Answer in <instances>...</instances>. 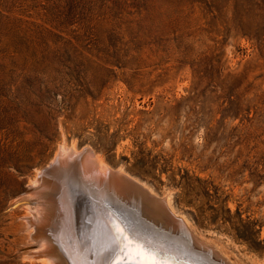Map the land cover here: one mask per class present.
<instances>
[{"label": "rangeland", "instance_id": "1", "mask_svg": "<svg viewBox=\"0 0 264 264\" xmlns=\"http://www.w3.org/2000/svg\"><path fill=\"white\" fill-rule=\"evenodd\" d=\"M63 143L264 264V0H0V264L42 263L13 203Z\"/></svg>", "mask_w": 264, "mask_h": 264}, {"label": "bare ground", "instance_id": "2", "mask_svg": "<svg viewBox=\"0 0 264 264\" xmlns=\"http://www.w3.org/2000/svg\"><path fill=\"white\" fill-rule=\"evenodd\" d=\"M59 148L29 185L28 198L17 204L22 208L27 202L24 208L34 216L28 222L35 225V244L29 248L40 262L106 264L108 253L102 249L108 243L107 233L116 235L119 226L125 235L134 232L140 241H150L157 258L166 264H220L208 253L192 249L190 242L198 240L187 218L173 214L169 199L158 197L123 168L111 170L89 147Z\"/></svg>", "mask_w": 264, "mask_h": 264}, {"label": "snow or ice", "instance_id": "3", "mask_svg": "<svg viewBox=\"0 0 264 264\" xmlns=\"http://www.w3.org/2000/svg\"><path fill=\"white\" fill-rule=\"evenodd\" d=\"M116 235L107 233L108 243L102 249L108 253L106 264H166L157 258L150 241H140L136 233L125 235L119 226Z\"/></svg>", "mask_w": 264, "mask_h": 264}, {"label": "water", "instance_id": "4", "mask_svg": "<svg viewBox=\"0 0 264 264\" xmlns=\"http://www.w3.org/2000/svg\"><path fill=\"white\" fill-rule=\"evenodd\" d=\"M112 168V167H111ZM114 169V168H113ZM113 169H111V170H113ZM108 176V175H107ZM21 202V200L20 201H16V202H14L13 204L14 205H17V204H19ZM125 202H127V203H129L130 202V200L129 199H126V201Z\"/></svg>", "mask_w": 264, "mask_h": 264}]
</instances>
